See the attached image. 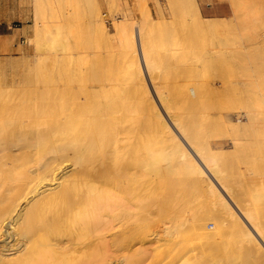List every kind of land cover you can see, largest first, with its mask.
I'll return each mask as SVG.
<instances>
[{"label": "bare ground", "instance_id": "1", "mask_svg": "<svg viewBox=\"0 0 264 264\" xmlns=\"http://www.w3.org/2000/svg\"><path fill=\"white\" fill-rule=\"evenodd\" d=\"M141 1L144 4L147 2V0ZM231 1L233 2L231 7L236 12V23L250 28L254 18L247 16L248 9L244 12L245 5H240L237 2L239 0ZM106 2L109 7L114 8L121 4L120 0H106ZM192 2L195 5L196 2L194 0ZM100 3L99 0H33L36 23L34 25L38 28L43 19L68 15L74 7L81 6L86 12L89 28L98 35H108L111 32L107 30L100 16ZM189 3H191L190 0ZM197 8L196 12L199 15ZM250 10L249 8V12ZM194 18L196 19V13ZM119 19L116 24L117 32H124L126 29L124 21ZM200 19L198 18V21ZM217 20H202L201 24L200 21L195 20L199 24L198 26L195 23V28L203 32L204 30L217 31L225 19L223 20L222 17ZM125 23L127 25V22ZM225 23L227 22H224V25ZM191 54L193 55L192 52ZM86 61L85 59L84 63L86 65L88 63L89 66L87 65V73L86 68L84 69L85 74L23 73L0 76V264H85L87 261L91 262L90 264L95 261L96 264H125L126 256L118 258L119 249L128 253L126 254L129 255L128 259L133 258L131 255H138L141 257L139 261H142V255L158 252L159 249L160 252L164 245L166 249L168 246L164 244L166 241H169L166 243L173 242V248L177 246L175 252L176 249H182L183 254L192 251L190 255L192 254L193 259L209 254H205V247L208 245L227 254L224 258L216 255L219 259L214 257L216 262H210V264H234L247 254L248 247L250 252L255 251V255L248 258L250 263H247L264 264V225L261 222H245L229 218L228 214L219 215L227 217L221 221L230 225L229 231L232 229V233L228 236L224 235L225 237H220L218 234V238L214 239L213 231L209 229L217 228V221L211 222L210 225L194 224L195 222L193 223L190 219L193 225H190L191 230H187L186 223L189 220L186 219L187 217L183 219L184 214L181 213L179 215L183 220L180 221L178 218L180 221L178 224L179 227H183L178 229L177 226L175 230L174 226L177 222L171 219V223H174L172 227L174 229L171 232L174 230L175 232L169 237L167 235L170 229L164 226V220L159 219L161 224L155 226L158 227L157 229L152 230L153 223L155 225L160 223L159 220L154 222L156 219H153V222L150 220L152 218L150 217V197H152L150 190L153 187L150 189L152 182L150 175H147L150 174L152 167L149 160L154 149L149 132L152 122L150 113L152 85L145 77L139 74L138 77L136 72L133 73L132 66L130 71L131 64L128 65V69L134 75L128 71L129 75L120 76L103 74L101 71L99 73L96 65L93 64L94 60L91 62L92 65ZM129 62L133 63L131 60ZM196 85L188 82L182 91V88L178 86L179 94L174 95L173 100L176 102L172 100L173 105L178 104L179 101V105L186 111H195L196 107L203 102L202 100L199 104L201 94L199 96L200 91L197 90L200 85H197L199 88ZM176 95L180 100H176L178 99ZM226 101L229 102V99ZM170 105H172L171 101L165 104L167 108H170ZM205 106L197 109L204 112L207 109ZM226 114L224 116L220 113L227 125L235 130L244 126L240 119V112ZM234 115L238 117L237 123H232ZM246 115L250 117L252 114L246 112ZM184 119L180 114L173 117L175 123L178 121L181 123ZM169 141L173 144L165 146L167 142H163V144L166 143L163 145L166 150L162 149V146L158 148L169 154L170 158L178 159L174 160V163L168 161L170 164L173 163L169 166L173 171V165L174 169L180 168V158L192 157L196 150L186 148L183 154L182 145L178 139ZM211 144H213L212 147L208 146L210 151L214 150L216 154L227 153V151L224 153L223 143ZM232 144H236L235 141ZM158 148L157 151H159ZM190 163L189 160L188 164ZM158 164H161L162 170L167 166ZM169 167L166 168L169 169ZM161 172L166 175L165 171L159 169V175ZM160 181L159 179V184L162 183ZM255 196L264 197V188L258 189ZM133 199L137 203L142 201L139 207V209L142 208V217H140L142 219H139L143 221V227L136 235L134 232L136 229L133 231L132 226L136 222L134 220L135 212H137L133 207ZM183 207L181 212L184 210ZM165 211L163 210L164 213ZM158 213L160 214V211ZM172 213L170 218L175 217L179 212L172 210ZM137 215L136 218H138ZM166 219L169 220L168 215ZM163 233L167 234V238ZM191 234L203 240L202 249L195 251L194 248L190 249L187 246V250L190 249V251L184 250L185 242L193 240L189 239L188 235ZM173 248H170L171 253ZM178 252L176 253H182L179 250ZM91 255L96 257L91 259ZM175 255L178 257L177 254ZM202 256V264L209 262L210 257L208 259L205 257L206 261H204ZM89 257L90 259L87 260ZM174 257L170 259L173 260ZM214 258L211 257L210 261H215ZM184 259L186 263L190 260ZM179 260L177 261L179 263L183 261ZM177 262L175 264H179ZM189 262L187 264L191 263ZM168 263H171L170 260ZM239 263L241 264V260Z\"/></svg>", "mask_w": 264, "mask_h": 264}, {"label": "rangeland", "instance_id": "2", "mask_svg": "<svg viewBox=\"0 0 264 264\" xmlns=\"http://www.w3.org/2000/svg\"><path fill=\"white\" fill-rule=\"evenodd\" d=\"M186 1L188 5L185 0H147L146 4L141 0H120L121 4L114 8L109 7L106 0H99V3L101 2L99 4L100 16L105 27L111 33L98 35L89 28L86 12L81 6L74 7L68 15L45 18L37 28L33 0H0V22L2 21L8 29L6 31L8 32L6 33V47L0 52V76L23 73L85 74L84 69L86 68L87 73L88 65V63L87 65L84 63L85 59L90 63L94 60L93 64L96 65V69L103 74L129 75L131 73L130 66H132L133 73L136 72L137 76L139 74L145 77L152 85L150 111L152 122L149 132L154 149L149 160L150 167H152H149L150 174L147 175H150V181L154 182L156 186L150 184L152 185L150 189L153 187L150 190L152 191V195H150L152 196L150 197V217L152 216V218L150 220L153 222V219H156L154 222H157L160 219L164 220L163 223L169 224H164L170 229L168 235L163 233L165 237L166 235L169 237L175 232L179 227L178 223L186 217L189 220L186 223L187 230H191L190 225H193L194 222V224L210 225L211 222L217 221L219 231L217 228L209 229V231H213L215 239L219 235L225 237L224 235L228 236L229 233H232V229L229 231L230 225L221 221L223 218H227L219 216L222 214H228V217L234 218V220L255 221L264 225V197L257 198L255 196L258 189L264 188V0L237 1L240 5H245L244 12L248 9L247 16L254 18L250 28H245L243 25L241 27L236 23V12L231 7L233 5L231 0H194L195 5L192 0H190L191 3L189 0ZM249 8L253 11L249 12ZM195 13L196 19L194 18ZM222 17L227 23L224 25V22H221V27L217 28L219 31L204 30L205 32H203V30L198 31L195 28V23L199 26V21L201 24L202 20H217ZM119 18L123 19L122 22L124 21L126 28L124 32H117L116 24L119 22ZM234 18L236 19L234 20ZM197 25L196 27L199 28ZM222 26L224 27L222 28ZM225 26H228V29ZM124 38L125 40H123ZM90 54L95 55L91 56ZM126 60L128 62L131 60L133 63H128ZM188 82L200 85V88L196 85L199 88L197 91H200L199 96L200 94L201 97L204 96L202 99L199 97V104L202 100L203 102L200 104L201 107L196 104L198 106L195 111H186L179 105V101L174 105L172 102L174 95L179 94L178 88L181 87L182 91ZM197 87L196 89H198ZM204 90L206 91L204 92ZM201 91L203 92L201 93ZM166 92L168 93L166 94ZM204 93L205 95H203ZM175 97L178 98L177 95ZM227 99L229 102L226 101ZM170 101L172 105L167 108L165 104H169ZM203 105H206L205 108H207L205 113L203 110L197 109H202ZM234 112H240V119L244 125L238 130L227 125L223 120L224 117L221 118L222 114L225 116L226 113L233 114ZM246 112H250L252 115L248 117ZM179 114L185 119L181 120V123L180 121L175 123L173 117ZM218 114L219 116H217ZM237 122L238 117L234 115L232 123ZM175 139L181 142L183 154L186 148H195L196 150L192 157L179 159L181 160L180 168H177L179 171L174 169V165L173 171L169 167L174 163V160L178 159L170 158L169 154L167 155L165 151L158 148L162 146V149L166 150L163 146L166 143L163 144V142H167L165 145L167 146L173 144L169 140ZM234 141L236 144H232ZM213 142L223 143L224 153L226 151L227 153L216 154V151H210L209 148L212 147L211 143ZM189 160L190 164H188ZM168 161L173 163L170 164ZM158 163H162L163 167L167 165L171 172L166 168L167 166L162 170L161 164ZM159 169L165 171L166 175L162 174L164 172L159 175ZM159 179L162 182L161 185ZM157 189H160L159 191L162 193ZM134 201L133 207L137 212H135V220L133 219L136 222L132 226L134 227L133 231L136 229L134 231L136 235L143 227V221H140L142 208L139 209L142 201L138 203L136 201L134 203ZM182 207L183 212H181ZM163 210H166L165 213ZM172 210L179 212L175 216L176 218L174 216L170 218ZM181 213L184 214L183 219L179 215ZM136 214L139 215H137L138 218H136ZM167 215L169 220H165ZM172 215L175 214L172 213ZM171 219L173 222H177V225L174 226L176 228L172 232L174 223H171ZM190 219L193 220V223ZM161 221L156 225L153 223L152 230L157 229L158 227L155 226L160 225ZM196 221L198 222L196 223ZM188 236L193 240L185 242L184 250L188 248H194L195 251L199 248L202 249L203 240L200 237H194L193 234ZM166 242H163L168 245L166 249L164 245L160 252V249L158 252L150 251V254L142 255V261H139L141 257L138 255H131L133 258L129 257L128 259L129 255H126L128 253H125L123 249H119L117 255L118 258L126 256V263L129 260L132 261L127 264H136L137 261V264L140 262L141 264H167L169 260L175 264L184 251L178 249L182 251L181 254H178L180 252L177 249L178 253L175 252L177 246L173 248V242ZM170 248H173L172 253ZM190 249L187 251L189 252ZM214 249L212 245H208L205 247V254H209L203 255L204 257L200 255L197 259H193L192 254L190 255L191 251L183 254L181 259H190L191 263L186 259L190 264H202L201 256L204 261L210 257L209 262L206 261V264H210V262L215 263L216 259H219L216 255H219L220 258L227 255ZM215 252L218 254H214ZM246 252L247 254L240 258L241 264L244 261V264L250 263L248 258L255 255V251L250 252L248 247ZM173 256H175L174 259H170ZM91 257L93 259L96 256L91 255ZM211 257L212 259L216 257L214 262L210 261ZM89 259L90 257L87 260ZM240 260L238 259L234 264H240ZM95 262L92 264H96ZM180 263L185 264V259Z\"/></svg>", "mask_w": 264, "mask_h": 264}, {"label": "crops", "instance_id": "3", "mask_svg": "<svg viewBox=\"0 0 264 264\" xmlns=\"http://www.w3.org/2000/svg\"><path fill=\"white\" fill-rule=\"evenodd\" d=\"M8 31L7 27L4 26L3 22H0V52L6 47V32ZM9 46V45H8Z\"/></svg>", "mask_w": 264, "mask_h": 264}]
</instances>
